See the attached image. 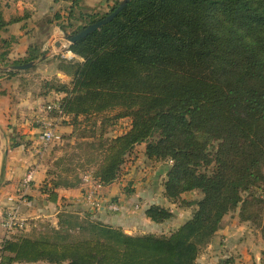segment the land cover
I'll use <instances>...</instances> for the list:
<instances>
[{"label": "trees", "instance_id": "obj_1", "mask_svg": "<svg viewBox=\"0 0 264 264\" xmlns=\"http://www.w3.org/2000/svg\"><path fill=\"white\" fill-rule=\"evenodd\" d=\"M120 2L102 15L80 14L79 21L87 22L72 33L105 18ZM11 22L0 13V28ZM70 50L82 60L64 58L73 76L72 88L59 89L65 114L121 106L125 111L118 117L132 116L128 131L102 143L96 182L118 180L136 146L146 143L148 158L172 160L169 196L200 189L203 197L192 217L168 236L131 235L63 208L58 229L36 238L10 236L3 249L11 261L196 264L225 215L239 205L245 209L249 198L242 193L264 192V0H130ZM45 53L30 46L25 58L11 63ZM47 185L43 191L57 200L61 185ZM146 215L158 222L171 216L159 206Z\"/></svg>", "mask_w": 264, "mask_h": 264}, {"label": "rangeland", "instance_id": "obj_2", "mask_svg": "<svg viewBox=\"0 0 264 264\" xmlns=\"http://www.w3.org/2000/svg\"><path fill=\"white\" fill-rule=\"evenodd\" d=\"M117 1L115 0V2ZM108 11L99 12V14L102 15ZM72 17L73 20L64 24L69 32L66 31L63 37L73 34L72 30L76 26L87 22L86 18V21L83 20L80 23L77 14ZM45 54L46 57H43ZM45 54L35 59L36 63L31 68L17 70L13 74L8 73L12 70L4 69L11 66V62L0 66V78L5 80L4 85L0 84V88H2L0 93H8L12 102L18 104L16 105V112H18L16 120L20 119V122H24L27 119L36 128L40 126L39 118L46 113L45 106L51 101L61 100L60 94H65L59 89L72 88L73 86L71 66L61 54L54 53V43H50ZM63 64L67 73L61 68ZM123 111L125 108L118 106L97 113L81 114L78 117L70 115L68 120H63L60 123V127L72 124L74 128L72 132L59 130L55 139L47 146L39 140L36 147L41 148V159L46 164L49 185H52V182H57L61 186L71 183L80 184L84 180L87 181L86 176H91L96 182L93 178L94 172L102 164L105 154V145L102 143L109 138L125 133L132 126L131 115L118 117V114ZM16 124H13L16 126V136L11 145L21 142L29 144L31 140L22 138L21 133L17 131ZM38 136L37 131L36 138ZM145 146L146 144L143 146L144 149L138 151L137 154L134 152L135 157L132 158L131 155L127 158L118 178L129 173L126 170L129 163H132L134 167V173L131 174L133 175L132 180H135L138 173L140 174L138 187L128 184L130 177H126V180L122 181L124 185L121 186V189L125 192L127 199H131L129 204L133 207L131 213H133L132 220L135 221L129 226V229L123 230L131 235L168 236L192 217L198 208L196 202L203 197V193L200 189H194L184 191L175 197L169 196L165 183L172 160L148 158L145 154ZM140 153L143 156H139ZM132 166L131 168H133ZM137 188H142V193L135 192ZM100 192L103 194L102 190ZM242 195L244 198H249L245 209L243 210L239 205L225 215L216 234L209 243L203 246L196 259V264H264V192L260 188H252L251 191L243 192ZM25 197H27V202H32L33 196L25 195ZM65 205V208H69L71 211L81 212L79 216L100 220L96 211L99 212L101 208L83 212L74 203L68 202ZM152 206L164 208L170 212L171 216L160 222L152 220L146 215V210ZM104 209L111 211L106 207ZM138 209L141 211V215L138 214L140 213L137 211ZM242 217L250 219L244 220ZM5 218V216L0 217V221ZM23 218L26 228L31 230L28 229L29 231L24 232V229H18L13 234L9 233V237L17 238V236L26 235L36 238L45 235L53 227L57 229L59 227V224L54 226V219L52 221V218L49 217L46 220L34 216ZM9 237L0 241V264H54L47 260L11 261L9 259L11 253L3 249L4 241ZM226 260H229V263H226Z\"/></svg>", "mask_w": 264, "mask_h": 264}, {"label": "crops", "instance_id": "obj_3", "mask_svg": "<svg viewBox=\"0 0 264 264\" xmlns=\"http://www.w3.org/2000/svg\"><path fill=\"white\" fill-rule=\"evenodd\" d=\"M114 3L115 0H0L2 20L5 22L13 20L0 28V66L25 58L30 46L37 47V51L47 52L50 43L64 38L65 31L61 25L73 20V15L102 13L108 11ZM4 83L5 80L0 78V84L4 85ZM63 96L64 94H60L59 97L62 99ZM16 105L18 104L12 102L8 93H0V217L6 216L10 209L18 205L21 218L30 216L43 220L52 218V221L54 219L53 225L58 226L59 214L68 202L74 203L83 212H91L95 208L85 199L87 187L94 182L91 176H86L89 181L84 180L75 187L60 186L57 188L58 196L55 201L50 200L49 193L42 190L44 184L49 183L50 180H48L46 164L41 159V148L36 147L39 143V139L36 138L39 128L34 127L27 119L24 122H20V119L16 120L18 113ZM69 118L68 116L67 120ZM14 123H17V131L21 133L22 138L31 140L29 144L21 142L19 145H11L16 136ZM73 129V125L68 124L59 127L58 131L72 132ZM145 144L137 145L134 152L137 154L138 151H142ZM134 152L132 158L136 156ZM139 156H143V154L140 153ZM131 166L132 163H129L126 167L128 174L109 185H103L100 189L106 199L120 205V210L112 212L101 207L99 212L96 211L98 219L124 230L129 229V226L135 221L132 220L133 207L129 204L131 199H127L125 192L121 189V186L124 185L122 181H125L126 177H130L128 184L133 187L140 185L138 183L139 173L135 176V180L131 178L133 177L131 174L134 173V167L131 168ZM31 171L33 180L30 182L29 188L23 190L24 178ZM141 190L142 188H137L135 192L142 193ZM20 191L22 193H19ZM25 195L33 196L32 202H27ZM68 207L70 206L68 205ZM67 209L69 210V208ZM137 211L141 215V211L139 209ZM28 229L30 228L27 227L23 231H29ZM8 234L3 227V220H1L0 241Z\"/></svg>", "mask_w": 264, "mask_h": 264}, {"label": "built area", "instance_id": "obj_4", "mask_svg": "<svg viewBox=\"0 0 264 264\" xmlns=\"http://www.w3.org/2000/svg\"><path fill=\"white\" fill-rule=\"evenodd\" d=\"M63 58L66 59H78L82 60V57L74 53L72 50H68L60 53ZM45 115H42L39 118V140L44 144L48 145L55 139L60 127V123L63 120L68 118V115L65 114L64 109L61 104V100L57 99L49 102L45 108ZM87 181H89L88 177ZM33 180V172H29L23 181V190L29 188L30 182ZM102 184L98 182H92L85 191V199L93 208L106 207L111 211H119L120 205L110 199H106L105 196L100 192L102 189ZM23 196V195H21ZM13 200V199H11ZM6 218L3 220V227L7 230L8 233L17 231L18 229H26V223L24 218H21L19 215V206L16 205L14 208L10 209L6 213ZM9 237V235H7Z\"/></svg>", "mask_w": 264, "mask_h": 264}, {"label": "water", "instance_id": "obj_5", "mask_svg": "<svg viewBox=\"0 0 264 264\" xmlns=\"http://www.w3.org/2000/svg\"><path fill=\"white\" fill-rule=\"evenodd\" d=\"M130 0H122L119 5L110 12L105 18L98 20L92 24H89L86 28L81 30L75 34H67L63 39H60L54 43V53L60 54L62 52L68 51L70 49V45L75 43L76 41L82 39L87 36L91 32L99 29L109 21H111L129 2ZM46 57V54L43 56ZM36 62L34 60L22 63V64H12L9 67H5L4 69L9 70H26L31 68Z\"/></svg>", "mask_w": 264, "mask_h": 264}]
</instances>
